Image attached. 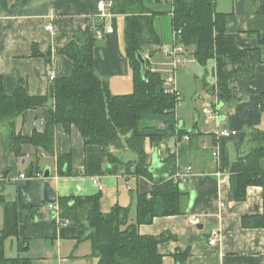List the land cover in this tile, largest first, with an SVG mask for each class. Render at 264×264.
Masks as SVG:
<instances>
[{
	"label": "crops",
	"instance_id": "1",
	"mask_svg": "<svg viewBox=\"0 0 264 264\" xmlns=\"http://www.w3.org/2000/svg\"><path fill=\"white\" fill-rule=\"evenodd\" d=\"M121 1L0 0V74L6 91L13 93L25 81L31 95H46L52 82L50 71L56 78L72 72V60L62 49L75 34L86 29L95 32L109 25L114 31L96 41V71L109 83L113 94L133 90L132 68L125 54V15L112 11ZM100 2L106 4L104 17L98 10ZM216 5L219 12L226 14L229 36L238 47L248 51L255 76L251 79L238 76L237 71L249 72L246 61L226 58L233 97L221 103L215 88L214 63L205 68L194 57L190 58L195 63L193 89L196 92L191 96L192 103L186 114H179L180 109L177 110L180 126L190 132V139L185 136L179 139L175 134L157 145L146 141L151 167L155 162L152 173L162 167L168 153L175 155L178 167L193 168L186 186L188 194L183 198V213L155 217L153 223L139 227L143 234L173 235L159 244L163 264H175V255L184 253L187 254L184 264H264V225L245 227L242 219L254 215L264 217V186H249L246 198L237 202L231 191L230 176L232 165L243 160L251 149L250 128L264 130L260 104L264 93V0H217ZM50 23L54 24V32L46 28ZM153 60L151 56L149 63L156 66ZM177 86L180 90V77ZM52 105L51 99L47 106L29 109L17 117L16 132L30 136L35 130L44 131L47 110ZM223 128L237 131V135H217ZM9 132V123L0 125V192L19 206V237L28 242L26 250L18 249L19 254L31 258L33 264H97L91 242L79 240V227L73 223L61 226L56 212L49 208L44 199V178L29 174L34 148L25 146L26 156L18 158L7 148ZM214 148L219 152L217 158L212 154ZM58 152L71 154L70 173L58 174L56 155L44 154L40 160L42 170H51L50 183L58 198L100 193L102 210L107 213L116 205H136L137 196L151 187L148 179L136 174L137 155L133 151L86 145L75 126L70 131L57 126ZM94 177L104 185L103 191L93 183ZM221 202L226 204L223 209ZM31 208L37 211L31 213ZM130 217L135 220V209L131 210ZM192 217H200L201 223L192 224ZM3 223L4 208L0 206V231ZM213 228H220L222 239L211 246L208 239Z\"/></svg>",
	"mask_w": 264,
	"mask_h": 264
},
{
	"label": "trees",
	"instance_id": "2",
	"mask_svg": "<svg viewBox=\"0 0 264 264\" xmlns=\"http://www.w3.org/2000/svg\"><path fill=\"white\" fill-rule=\"evenodd\" d=\"M216 2L170 0L168 11L162 10L167 0H123L112 7L114 14L125 15V54L133 73L132 93L113 94L109 83L98 75L95 67L98 38L95 32L88 29L77 32L62 49L72 60V72L55 78L46 95H31L25 81H21L10 94L0 74V125L7 122L10 130L6 145L18 158L26 156L25 146L34 148L28 170L31 176L43 177L45 170L41 169L40 160L44 154L56 155L58 174L70 173L71 154L56 153V129L62 125L66 131L75 126L86 145L116 149L126 146L137 155L136 174L151 182L150 189L137 196L134 221L131 220L129 206L116 205L110 212H103L100 193L58 198L56 205L60 208L61 219H69L79 227V240L91 242L92 255L98 258L97 264H163L164 255L159 250V244L173 235L143 234L139 227L153 223L155 217L180 215L184 211L183 198L188 191L172 178V174L179 169L175 155L168 153L162 167L152 173L151 155L145 148L147 140L151 145H157L175 134L181 139L190 133L180 126L176 96L165 91L164 75L152 70L153 64L146 60V75L142 76V64L137 53L151 55L162 45L155 18L163 12L170 13L177 41L191 51L201 66L207 68L211 62L214 63L215 88L221 103L229 102L233 97L226 74V58L246 61L249 72L237 71L238 76L248 79L255 76V68L248 61V51L238 47L227 33L226 14L217 10ZM51 99L53 105L48 107L44 131L35 130L30 136L16 132L17 117L29 109L47 106ZM260 104L264 112V93ZM249 133L251 149L243 160L232 165L230 171L231 191L237 202L246 198L249 186H264V130L252 127ZM0 206L4 208L0 264H33L31 258L21 254L15 257L6 254L9 238H17L20 252L28 248V242L19 237L17 202L9 201L0 192ZM36 211L29 209L31 213ZM242 219L245 227L264 225L262 215L244 216ZM186 257V253L176 254L175 264H184Z\"/></svg>",
	"mask_w": 264,
	"mask_h": 264
},
{
	"label": "built area",
	"instance_id": "3",
	"mask_svg": "<svg viewBox=\"0 0 264 264\" xmlns=\"http://www.w3.org/2000/svg\"><path fill=\"white\" fill-rule=\"evenodd\" d=\"M105 7H106V4L104 2L98 3L99 13L103 17L106 15ZM46 28H47V30L54 32V24L50 23L46 26ZM113 31H114V28L111 25H109L106 28L97 29L95 31V35L99 40H101L104 38L105 34L112 33ZM166 52L168 54V57L170 58V62H169L170 68L165 74H163L164 78H165L164 88H165L166 92L174 94L176 96V100H177L176 105H178L182 99H181V94H180V92L178 90V86H177V83H178V80L176 77L177 71L179 70L180 67H182L185 64V62L187 60H189L190 58H193V55L191 54V52L187 48H185L183 46L182 43L177 41L176 34H174V41H173L172 46L166 48ZM145 58H146V60L150 61L151 55L147 54V55H145ZM152 70L159 71L158 66L153 65ZM55 78H56V76H55L54 72L50 71L49 79L53 82L55 80ZM207 113L212 115L211 111H207ZM217 135L223 136V137L224 136L230 137L233 135H237V131L228 130V129L223 128L217 132ZM185 138L190 139V135L189 134L185 135ZM206 147L207 146L204 145V148H206ZM212 154H213L214 158H217L219 155L218 149L214 148ZM192 170H193L192 167H186L184 169L179 167V169L174 174H172V178H174L175 181L179 185L186 187L190 181V178H191L190 174H191ZM25 176H26L25 174H21V177H25ZM93 183L98 187V189L100 191H103L105 189L104 185L102 184V182L100 181V179L98 177L93 178ZM220 205H221L222 209L225 208V206H226V204L224 202H221ZM49 208L56 212L57 217L60 219L61 226L66 227V226H69L71 224L69 219H61L60 208L58 205L49 204ZM201 221L202 220L200 219V217H192L190 219V222L194 225L201 223ZM209 234H210V236L208 239V243L211 246L218 244L222 239V234H221L220 228H213Z\"/></svg>",
	"mask_w": 264,
	"mask_h": 264
},
{
	"label": "rangeland",
	"instance_id": "4",
	"mask_svg": "<svg viewBox=\"0 0 264 264\" xmlns=\"http://www.w3.org/2000/svg\"><path fill=\"white\" fill-rule=\"evenodd\" d=\"M167 1H168V3L166 4V6L165 5L163 6L162 10L166 9L165 11H168L167 9H169L171 7V6H169L170 0H167ZM155 21H156V23H155L156 29L159 32V34L162 35V46H159V48H158L159 50L153 51V53H151V56L153 57V59H154L153 61H155V64H157L159 72H161L162 74H165L170 68V63H169L170 58L168 57V54L166 52V48L170 47L174 41L171 15L168 12H163V14L160 15L159 17H157V19ZM194 70H195V63H191L190 60H187L185 62L184 67L182 66L181 68H179V71L176 75L177 80L180 77V90H179V92L181 94V99H182L180 101V103L183 102L180 105L181 106L180 108H178L180 103L178 105H176L177 106L176 108H177V110L180 109L179 114H182V115L186 114V111L188 110V105L190 103H192L191 96H192V94H194V92H196L193 89L194 84H195V77L193 74ZM132 82H133V78H132ZM132 92H133V90H131L130 92L125 93V94H129ZM201 112L204 115L205 110H203ZM6 137H7V135H6ZM124 148H127V147L125 146ZM129 207L131 210L135 209V211H136L135 203ZM6 246H7L8 256L15 257L19 254L15 238H9Z\"/></svg>",
	"mask_w": 264,
	"mask_h": 264
},
{
	"label": "water",
	"instance_id": "5",
	"mask_svg": "<svg viewBox=\"0 0 264 264\" xmlns=\"http://www.w3.org/2000/svg\"><path fill=\"white\" fill-rule=\"evenodd\" d=\"M137 58H138L140 64H142V76L145 77L146 70H147L145 55L142 54L141 52H138ZM154 163H153V167L150 168L151 172L153 171V168L155 167ZM43 178L45 180V182H44V199L48 204L56 205L57 201H58V197H57V194H56L53 186L50 183L51 170L49 168L45 169Z\"/></svg>",
	"mask_w": 264,
	"mask_h": 264
}]
</instances>
